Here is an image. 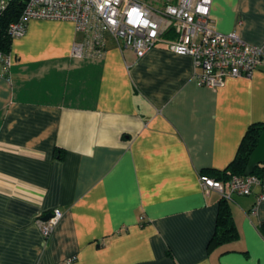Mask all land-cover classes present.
<instances>
[{
    "label": "crops",
    "instance_id": "0c3cea01",
    "mask_svg": "<svg viewBox=\"0 0 264 264\" xmlns=\"http://www.w3.org/2000/svg\"><path fill=\"white\" fill-rule=\"evenodd\" d=\"M211 15L264 49V0H213ZM78 38L32 20L0 65V264H264V177L229 201L238 239L212 249L222 197L200 180L264 122V66L208 89L165 44L78 58ZM55 209L46 241L38 220Z\"/></svg>",
    "mask_w": 264,
    "mask_h": 264
},
{
    "label": "built area",
    "instance_id": "2783aa9c",
    "mask_svg": "<svg viewBox=\"0 0 264 264\" xmlns=\"http://www.w3.org/2000/svg\"><path fill=\"white\" fill-rule=\"evenodd\" d=\"M12 0H0L1 15ZM213 0H27L18 20L8 28L15 40L27 32L32 20L66 21L80 35L72 46V55L102 58L110 42L132 50L141 59L160 44L177 55L193 60L196 79L201 87L223 88L228 79L250 78L264 66V49L249 44L235 33L214 28L211 15ZM0 15V16H1ZM0 65L6 70L11 58L0 51ZM206 194L215 191L227 201L235 196H250L262 184L257 176H233L226 184L215 178L200 177ZM264 200V193L258 203ZM256 214V208L252 210ZM64 216L55 209L48 220L38 225L48 241Z\"/></svg>",
    "mask_w": 264,
    "mask_h": 264
},
{
    "label": "trees",
    "instance_id": "16d2710c",
    "mask_svg": "<svg viewBox=\"0 0 264 264\" xmlns=\"http://www.w3.org/2000/svg\"><path fill=\"white\" fill-rule=\"evenodd\" d=\"M27 0H12L6 11L0 16V51L9 56L13 39L8 34L9 25L21 16L25 2ZM264 132V122L253 124L247 131L238 154L229 167L218 175L217 180L228 183L233 176H244L249 158L255 150L261 134ZM254 176L263 179L264 164L256 166ZM214 178V177H213ZM260 231L264 235V224L260 226ZM239 234L232 215L230 202L221 199L216 229L210 240L209 248L223 245L238 239Z\"/></svg>",
    "mask_w": 264,
    "mask_h": 264
},
{
    "label": "water",
    "instance_id": "95a60500",
    "mask_svg": "<svg viewBox=\"0 0 264 264\" xmlns=\"http://www.w3.org/2000/svg\"><path fill=\"white\" fill-rule=\"evenodd\" d=\"M1 15V12H0ZM264 164V132L261 134L258 144L249 158L244 176L249 177L254 174L256 166ZM51 217V214L45 217V221Z\"/></svg>",
    "mask_w": 264,
    "mask_h": 264
}]
</instances>
